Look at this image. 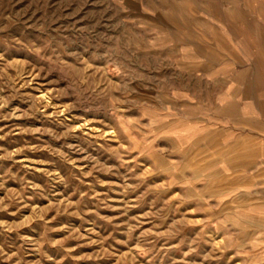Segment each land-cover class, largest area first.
Masks as SVG:
<instances>
[{
    "label": "rangeland",
    "instance_id": "1",
    "mask_svg": "<svg viewBox=\"0 0 264 264\" xmlns=\"http://www.w3.org/2000/svg\"><path fill=\"white\" fill-rule=\"evenodd\" d=\"M191 3L215 6L216 42L237 32L219 6L264 17V0H0V264H264V177L182 101L204 88L176 54Z\"/></svg>",
    "mask_w": 264,
    "mask_h": 264
},
{
    "label": "crops",
    "instance_id": "2",
    "mask_svg": "<svg viewBox=\"0 0 264 264\" xmlns=\"http://www.w3.org/2000/svg\"><path fill=\"white\" fill-rule=\"evenodd\" d=\"M208 7L200 9L191 3L185 8L190 12L185 26L190 46H176V54L190 64L193 74L201 76L204 88L193 93L191 100L185 96L182 101H189L193 121L204 125L200 131L205 140L216 139L219 145L223 139V146L236 147L233 153L264 177V17L249 13L242 3L219 6L227 16L222 21L237 32L216 42L202 28L215 25L214 15L209 14L215 6ZM200 10L207 13L200 15ZM200 45L205 56L199 55ZM211 107L215 113L211 114Z\"/></svg>",
    "mask_w": 264,
    "mask_h": 264
},
{
    "label": "bare ground",
    "instance_id": "3",
    "mask_svg": "<svg viewBox=\"0 0 264 264\" xmlns=\"http://www.w3.org/2000/svg\"><path fill=\"white\" fill-rule=\"evenodd\" d=\"M262 30H264V29H262ZM262 33H264V31H262Z\"/></svg>",
    "mask_w": 264,
    "mask_h": 264
}]
</instances>
